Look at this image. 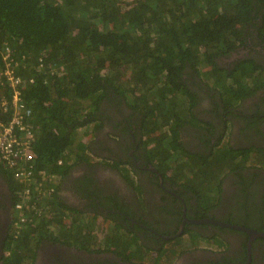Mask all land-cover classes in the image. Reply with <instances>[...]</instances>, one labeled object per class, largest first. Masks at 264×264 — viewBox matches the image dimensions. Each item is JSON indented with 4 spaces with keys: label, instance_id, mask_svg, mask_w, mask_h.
<instances>
[{
    "label": "trees",
    "instance_id": "trees-1",
    "mask_svg": "<svg viewBox=\"0 0 264 264\" xmlns=\"http://www.w3.org/2000/svg\"><path fill=\"white\" fill-rule=\"evenodd\" d=\"M250 29L264 42V0H0V102L11 98L2 74L9 68L21 79V103L28 111L23 123L31 132L15 134L30 141L34 163V194L24 196V184L13 175L23 165L12 169L0 154V172L9 178L14 205L21 201L25 216L21 230L12 227L3 264H33L43 239L89 242L86 246L99 249L114 241L123 246L116 251L120 256L146 259L147 248L134 234L123 233L117 243L112 225L96 224L92 214H77L71 224L63 221L64 211L73 210L58 201L57 177L75 162L91 160L89 141L95 125L103 126L92 116L106 100L122 97L143 113L149 158L164 174L186 179L201 207L219 202L220 178L229 168L246 166L252 152L229 146H214L207 154L183 149L180 128L199 120L191 112L196 99H190L181 74L191 67L207 85L225 76L222 91L238 99L239 88L243 92L251 83V69L245 68L257 64L241 61L229 73L215 58L241 45ZM12 115L0 107L1 123ZM152 142L159 145L149 148ZM256 150L264 164L263 149ZM202 186L208 195L200 194Z\"/></svg>",
    "mask_w": 264,
    "mask_h": 264
},
{
    "label": "flooded vegetation",
    "instance_id": "flooded-vegetation-1",
    "mask_svg": "<svg viewBox=\"0 0 264 264\" xmlns=\"http://www.w3.org/2000/svg\"><path fill=\"white\" fill-rule=\"evenodd\" d=\"M250 30L241 45L215 58L229 73L241 61L257 64L245 68L251 69V83L243 85V92L239 88L238 99L231 95L230 104L224 100L225 76L207 85L191 67L181 74L190 99H196L191 112L199 120L180 128L183 149L207 154L214 146H229L252 152L246 166L229 168L220 178L219 202L201 207L186 179L175 181L164 174L149 158L143 113L122 97L106 100L92 116L103 126L99 130L95 125L89 141L91 160L62 170L56 180L58 201L73 210L64 211L67 224L77 214L87 213L97 223L101 218L108 228L112 225L119 235L117 243L123 241V233L134 234L147 248L146 259L120 256L116 251L123 246L114 241L99 249L86 246L89 242L74 245L43 239L33 264H264V237L254 235L264 234V164L255 154L257 148L264 152V42ZM158 145L152 142L149 148ZM229 161L222 163L232 165ZM14 207L11 182L0 172V264L8 257ZM54 236L63 239L59 233ZM183 239L186 245L181 244Z\"/></svg>",
    "mask_w": 264,
    "mask_h": 264
},
{
    "label": "built area",
    "instance_id": "built-area-1",
    "mask_svg": "<svg viewBox=\"0 0 264 264\" xmlns=\"http://www.w3.org/2000/svg\"><path fill=\"white\" fill-rule=\"evenodd\" d=\"M2 74L7 79L12 94L11 98L8 101L2 100L0 102V107L3 111L11 109L13 111V115L9 122H7L6 124L0 122V154L2 158L5 159L8 166L12 169L18 168L20 164L23 165L18 170H14L13 175L16 179L24 184V196H33V181H31L30 179V168H32L34 163L33 156L28 151L30 141H22L15 134L16 130L18 132H21L23 135L27 134L28 136H30L31 133L23 123L25 121V117L28 116V111L21 103L20 91L18 89L21 79L13 73L12 69L9 68L4 70ZM15 210L18 215L15 220L14 227L19 231L22 229L21 227L25 222V216L22 212L23 207L21 201L15 204Z\"/></svg>",
    "mask_w": 264,
    "mask_h": 264
},
{
    "label": "rangeland",
    "instance_id": "rangeland-1",
    "mask_svg": "<svg viewBox=\"0 0 264 264\" xmlns=\"http://www.w3.org/2000/svg\"><path fill=\"white\" fill-rule=\"evenodd\" d=\"M216 80H218V79H216ZM225 87V85L223 86V88ZM225 91V90H224ZM223 91V93H224V100H230V98H231V92L230 91H228V93H226V92H224ZM164 104H165V107H167V104H166V102L164 101ZM163 104V105H164ZM179 107H175L174 109H173V111L174 110H176V111H178L177 109H178ZM252 158L251 157H249L248 158V161H250ZM209 193H210V191H208ZM208 192L206 191V189L202 186L201 187V189H200V194L201 195H208ZM209 197H211V196H209ZM186 243H187V240L186 239H183L182 241H181V244H184V245H186Z\"/></svg>",
    "mask_w": 264,
    "mask_h": 264
},
{
    "label": "crops",
    "instance_id": "crops-1",
    "mask_svg": "<svg viewBox=\"0 0 264 264\" xmlns=\"http://www.w3.org/2000/svg\"><path fill=\"white\" fill-rule=\"evenodd\" d=\"M97 122H99V121H97ZM97 122H96V123H97ZM96 123H95V124H96ZM224 161H225V160H224ZM63 221H65V223L67 224V218H65ZM97 224L104 225V222L101 221V222H98Z\"/></svg>",
    "mask_w": 264,
    "mask_h": 264
},
{
    "label": "clouds",
    "instance_id": "clouds-1",
    "mask_svg": "<svg viewBox=\"0 0 264 264\" xmlns=\"http://www.w3.org/2000/svg\"><path fill=\"white\" fill-rule=\"evenodd\" d=\"M15 208V207H14ZM16 211V210H15ZM99 218V217H98ZM101 221H103L104 222V226H107V224H106V222L103 220V219H101V218H99Z\"/></svg>",
    "mask_w": 264,
    "mask_h": 264
},
{
    "label": "water",
    "instance_id": "water-1",
    "mask_svg": "<svg viewBox=\"0 0 264 264\" xmlns=\"http://www.w3.org/2000/svg\"><path fill=\"white\" fill-rule=\"evenodd\" d=\"M252 234V233H251ZM254 235H257V236H262V237H264V234H259V233H256V234H254Z\"/></svg>",
    "mask_w": 264,
    "mask_h": 264
}]
</instances>
